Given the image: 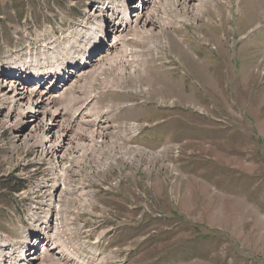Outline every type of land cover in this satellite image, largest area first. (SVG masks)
Listing matches in <instances>:
<instances>
[{"label": "rangeland", "instance_id": "rangeland-1", "mask_svg": "<svg viewBox=\"0 0 264 264\" xmlns=\"http://www.w3.org/2000/svg\"><path fill=\"white\" fill-rule=\"evenodd\" d=\"M91 1L96 0H0V66L18 67L21 72L35 70L25 56H34L35 48L31 47H38L43 41V31L51 27L62 38L61 30H71L80 23L90 11ZM128 1L137 6L136 0ZM174 2L186 5L184 0L171 1L166 6V19L172 21V16L178 15L189 17L193 23V18ZM166 3L157 10L160 15ZM202 3L205 13L196 15L199 21L193 26L163 28L156 24L155 37L149 44L133 40L135 27L128 28V41L125 38L124 45L118 44L121 48L110 58L126 63L110 67L104 79L98 77L88 84H93L95 94L101 93L109 87H104L103 81L115 79L121 67L128 72L134 64L148 61L152 76L149 80L155 90L162 88L161 93H141L145 79L134 83L128 78L122 84L125 93H102L98 102L126 105L114 120L146 126L135 138L137 143L125 142L123 151V147H129L136 152L134 149L141 146L158 153L159 146H171L166 157L150 154L164 160L163 165L151 164L150 171L144 170L146 162L138 164L134 160L133 164H126L120 156L122 150L114 151L118 155L116 164L107 166L112 172L97 171L99 185L95 184L94 193L100 188L108 190L100 192L95 197L97 204H92L95 221L103 224L101 229L107 232V247L100 248L103 254L112 255L107 264H264V0ZM188 5L197 7L199 2L191 0ZM242 10L245 17L238 20L247 22L243 32L258 23L257 34L240 37L235 19ZM85 25L92 27L90 23ZM162 39L168 42L166 48L156 61L149 59L156 50L147 53L148 48L151 44L162 47ZM90 41H86V49ZM137 50L141 54L139 62H134L139 56L130 53ZM67 51L74 54L69 57L70 62L84 54ZM21 53L25 56L19 61ZM11 55L16 59L6 61ZM36 67L41 71L39 65ZM100 69L104 70V66L88 68L93 74L85 78L98 75ZM115 83H110V87L118 89ZM171 101L173 106L169 105ZM83 103L79 101L77 105ZM47 109L45 106L43 113L37 112V119L34 115L30 118L32 125L43 120ZM0 112L2 119L6 111ZM58 118L45 123V136L51 148L67 131L61 158L63 152L74 153L75 145L70 144V139L75 135ZM29 127L25 126L22 133L9 127L0 129V237L4 235L11 242L19 241L24 234L21 229L25 228L29 199L20 191L29 184L26 177L41 175L40 169L33 171L40 155L38 146L34 140H22ZM103 131L106 140L119 145L121 139L109 137L111 129ZM93 144L96 147L97 141ZM143 155L136 154V159ZM75 171L69 175V182ZM78 209L79 205L75 209L64 206L62 213L64 210L66 215H73ZM83 211L78 220L91 224V218ZM74 247L78 249L72 250L78 252L80 245ZM72 250L68 252L71 254ZM55 252L41 264H51L54 257H59Z\"/></svg>", "mask_w": 264, "mask_h": 264}, {"label": "bare ground", "instance_id": "bare-ground-1", "mask_svg": "<svg viewBox=\"0 0 264 264\" xmlns=\"http://www.w3.org/2000/svg\"><path fill=\"white\" fill-rule=\"evenodd\" d=\"M171 1L173 0H170V2ZM190 1L191 0H184L186 5H183L180 2L174 3H176L181 11L186 12V15H190L194 21L195 19H198V17L196 18L197 14L205 13V8L202 0H197L199 2L197 7L192 5L189 6L188 4ZM157 2L158 4H156ZM163 2L166 3L168 0H140L137 6H131L128 0L91 1L90 3L92 4L89 8L90 11H86L85 16L80 23L74 24L71 30H61L62 38L57 36L53 28H46L43 31V41H40L38 47H31L35 48V50L32 51L38 56L35 54L33 56L32 53H29L31 56H25L21 53L19 58H17L20 61V58L22 59V57L25 56L27 57L26 60H31L34 64V69L41 72L38 76H42L43 71L47 72L53 68L59 69L58 74H56L55 77H52L57 80L56 83L47 84L35 81L32 82L31 77H23L22 75L23 78L20 77L19 80H16V78L14 79L10 77L13 76V72L7 73L8 76L0 75V111L1 109L6 111V114L0 119V129L9 127L16 132L22 133L23 128L29 125L28 134L23 135L22 140H34L33 144L37 145L38 148L40 147L38 150V154L40 155L38 156L37 167H34L33 171L40 169L41 175L38 176V178H36L24 192L20 193L23 197L28 196L29 203L27 215L31 222L29 225L33 226L34 230L36 229L35 236L34 238H31L29 246H19L23 252L28 254L27 262L29 264H34V262L39 261L44 255V257L51 258L50 254L46 256L47 252H52L53 249L56 248L55 246L59 243L58 247L60 250L57 252L59 257H54L51 264L84 263V261L81 263L79 261L72 263L75 260L72 255H75V253L70 254L68 252V247L65 243H62V241L68 244H72L71 242H73V240L75 241V239L77 241L78 238H76V236L79 235L81 230L85 227V224H81V221L78 220V215L81 210H84L83 214L87 212L86 216L88 218L93 219L96 217V213H94L93 210L90 212L92 206L90 202L93 200V195L95 194V184L99 185V179L96 180L97 171L106 169L111 170V166H107L115 165V159L118 158V155L115 154L116 152L114 151L122 150V146L106 140L103 135L104 128L110 129L107 116L112 117L110 113L117 114L121 105L98 104V101L95 100L96 97L92 99L93 84H88L94 83L98 77L104 79V73L110 67L117 66L119 63H126L123 60H116L113 62L110 58L117 49L121 48L118 44L124 45L125 38L126 41H128L129 35L125 32L128 28L135 27V32L132 36L133 40L135 39L140 43L149 44V41L153 40L155 37L154 26L156 24L160 22L164 28L172 26L170 23L164 21L167 20L165 16L167 11L166 6L170 2L166 3L165 7L162 9V15L157 12ZM172 7L173 5L170 6V9ZM172 20L181 23L190 21L189 17L183 19V17L178 15L172 16ZM94 22H97L100 26L103 25V27H107L106 39H104L100 46H94L92 41H90L88 48L86 49V41L89 39L92 40L93 37ZM87 23H90L93 28L86 26L85 24ZM102 34L104 35V33ZM167 44L168 42L165 39H162V43L160 42L162 47L151 44L147 53H150L153 49L156 50V52H153L151 57L149 56V59L151 58L156 61L159 57V53L164 51ZM41 46L45 49L44 51L40 48ZM67 50H71L73 53L74 51L77 53L84 52V54H80L81 56L77 57V61L70 62L69 57H74V54H71ZM138 52L139 51L137 50L130 53L131 56H139L134 62H139L141 52ZM23 53L27 52L24 51ZM107 54H110V56ZM8 59L9 60L6 61L12 59L15 60L16 57L11 55ZM38 65L41 71L37 70L38 68L36 66ZM99 66H104V70L100 69L98 75L91 78H85L93 74V72H89L90 69H93L94 67L98 68ZM140 68L144 69H142V73L139 71ZM150 68L151 66L148 61L141 64H134L128 69V72L125 68L121 67L120 73L116 75L115 79L103 81V84H105L104 87L109 86L108 89H111L113 92L125 93L124 90H126V88L125 86H122L124 83L123 81L129 78L131 82L135 83L137 79L144 78L145 83L140 90L141 93L147 95L161 93L162 88L158 87L155 90L154 83L149 80V78L152 77L149 73ZM7 69H9V67ZM29 71L31 72L32 70H30V68L29 70L26 69L22 74L28 75L30 73ZM49 73L51 72H47V74ZM63 77L66 81H62ZM72 77L75 78L70 80L69 78ZM116 80H118V83H115L117 82ZM23 82H28L29 84ZM21 83L24 84L22 87ZM110 83H115L119 88L113 89L110 87ZM86 85L88 86L85 87ZM132 88L135 89L134 87ZM87 92L90 94H86ZM83 98H85V100H82ZM79 101H84V103L78 105L77 108L74 109ZM161 103H164V101ZM169 105L173 106L174 102H169ZM45 106L48 109L45 112L44 118H42L43 120L32 125L30 118L34 115L36 116L35 119H37L39 117L36 115L39 114L37 112H40V114L43 113ZM84 109L85 111H83ZM75 110L76 112H81L78 118H73L68 114ZM56 116H58L60 120L62 119V126L68 131L72 130L69 132H72V134L75 135V140L73 138L70 139V144L75 145V148L73 149L75 154L73 152H66L64 154L63 152L62 157L59 158V154L62 150L61 148L64 145L63 137L66 135L67 131H64L63 134L55 140V146L51 148L47 146L48 138L45 136V123L47 121L56 122ZM50 124L48 125V128L51 127ZM43 125L44 127L42 128ZM101 126H103V129ZM126 126L122 124L123 132H125V129H128L122 135H125L132 129H139L135 127L134 124H128ZM100 134L102 135L98 136ZM109 137L113 136L111 135ZM116 138L121 139V135L116 136ZM95 141H97L96 147L93 144ZM108 143L110 144L108 145ZM123 148L124 151L122 150L120 152V156H122L127 162L123 161L122 163L133 164L132 162L134 160L138 162V164L146 162V167L144 168L145 171H148L149 168L152 170L153 166L151 168V164L155 165L156 163L161 162L163 165V159L150 156L151 153H154L158 156L164 157L157 152L149 151L142 147H136V149H134L136 152H133L129 147ZM142 152L144 155L140 159H136V154ZM167 167L175 173L170 165L167 164ZM74 169H76V171L73 172V180L69 182V175ZM82 171H85L86 173L83 174ZM111 172H109V174ZM47 175L54 176L55 178L48 179ZM73 197H77L80 200L73 202ZM78 205L79 209L75 210L73 215H66L64 210L62 213V208L64 206L75 209ZM98 226L100 227L101 225L99 224ZM96 228L98 227H94V229ZM91 232L92 231L87 230V236H89ZM56 240L59 243L56 242ZM85 243L84 251L89 254H86V257L89 258L93 255L92 248L95 246L96 242L90 243L85 241L84 244ZM37 247L38 252L35 254L34 248ZM20 250H18L19 252L17 251V254L12 249L4 251L3 254H1L0 251V264H22L23 262L18 257Z\"/></svg>", "mask_w": 264, "mask_h": 264}, {"label": "crops", "instance_id": "crops-1", "mask_svg": "<svg viewBox=\"0 0 264 264\" xmlns=\"http://www.w3.org/2000/svg\"><path fill=\"white\" fill-rule=\"evenodd\" d=\"M241 12H242L241 15H239V17L237 16V18L235 19L236 21L235 25H236L237 31L240 33V37H245V36H249L252 33V31H254L258 27V23L252 26H249L250 28L247 31L243 32V29L245 28V23L247 22L245 19L238 20L241 16L245 17V15H243V10Z\"/></svg>", "mask_w": 264, "mask_h": 264}, {"label": "trees", "instance_id": "trees-1", "mask_svg": "<svg viewBox=\"0 0 264 264\" xmlns=\"http://www.w3.org/2000/svg\"><path fill=\"white\" fill-rule=\"evenodd\" d=\"M63 138H65V136Z\"/></svg>", "mask_w": 264, "mask_h": 264}, {"label": "built area", "instance_id": "built-area-1", "mask_svg": "<svg viewBox=\"0 0 264 264\" xmlns=\"http://www.w3.org/2000/svg\"><path fill=\"white\" fill-rule=\"evenodd\" d=\"M62 183H64V182H62Z\"/></svg>", "mask_w": 264, "mask_h": 264}, {"label": "water", "instance_id": "water-1", "mask_svg": "<svg viewBox=\"0 0 264 264\" xmlns=\"http://www.w3.org/2000/svg\"><path fill=\"white\" fill-rule=\"evenodd\" d=\"M136 1H137V0H136ZM136 1H135V2H136Z\"/></svg>", "mask_w": 264, "mask_h": 264}]
</instances>
